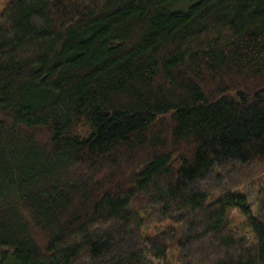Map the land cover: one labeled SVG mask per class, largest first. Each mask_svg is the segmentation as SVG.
<instances>
[{
  "label": "trees",
  "instance_id": "16d2710c",
  "mask_svg": "<svg viewBox=\"0 0 264 264\" xmlns=\"http://www.w3.org/2000/svg\"><path fill=\"white\" fill-rule=\"evenodd\" d=\"M0 5V264H264V0Z\"/></svg>",
  "mask_w": 264,
  "mask_h": 264
},
{
  "label": "rangeland",
  "instance_id": "374dc122",
  "mask_svg": "<svg viewBox=\"0 0 264 264\" xmlns=\"http://www.w3.org/2000/svg\"><path fill=\"white\" fill-rule=\"evenodd\" d=\"M0 8H1V5H0ZM240 219H238V221H239ZM174 250H175V248H174ZM173 250V248H172V251H174ZM168 256L170 257L171 256V250H170V252L168 253ZM171 259V264H175V262H174V259L173 258H170Z\"/></svg>",
  "mask_w": 264,
  "mask_h": 264
}]
</instances>
